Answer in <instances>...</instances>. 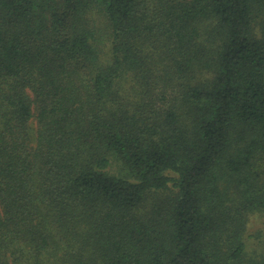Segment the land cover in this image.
I'll return each instance as SVG.
<instances>
[{"label": "trees", "instance_id": "trees-1", "mask_svg": "<svg viewBox=\"0 0 264 264\" xmlns=\"http://www.w3.org/2000/svg\"><path fill=\"white\" fill-rule=\"evenodd\" d=\"M255 216L264 0H0V264H264Z\"/></svg>", "mask_w": 264, "mask_h": 264}, {"label": "rangeland", "instance_id": "rangeland-1", "mask_svg": "<svg viewBox=\"0 0 264 264\" xmlns=\"http://www.w3.org/2000/svg\"><path fill=\"white\" fill-rule=\"evenodd\" d=\"M256 217L257 216H255V219ZM263 229H264V219L261 216L260 217L258 216L251 227V231H257V230L264 231Z\"/></svg>", "mask_w": 264, "mask_h": 264}]
</instances>
